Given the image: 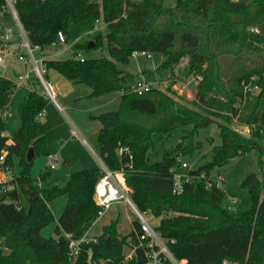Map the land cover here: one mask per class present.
<instances>
[{
    "label": "trees",
    "instance_id": "16d2710c",
    "mask_svg": "<svg viewBox=\"0 0 264 264\" xmlns=\"http://www.w3.org/2000/svg\"><path fill=\"white\" fill-rule=\"evenodd\" d=\"M2 5L0 0V9ZM15 6L31 46L42 53L58 42L59 33L66 44L86 38L75 44L71 58L44 59V78L49 81V73L55 72L72 84H86L92 89L91 97L121 93L118 110L96 117L102 126L95 150L108 169L124 170L137 209L160 218L156 230L175 257L186 264H223L225 260L264 264V179L254 174L244 179L242 187L249 192L252 207L235 212L222 207L224 188L217 186L213 174L253 151L264 167V0H177L173 7H166L164 0H17ZM100 21L105 33L96 29ZM100 48H107L109 57H80L82 51ZM134 51L163 56L157 72L174 74L187 60L189 75L201 76L195 100L181 104L157 88L142 95L133 93L132 87L144 73L121 71L116 62L129 63ZM234 61L242 67H235ZM252 77L260 90L244 105L243 83ZM40 85L33 74L28 82L31 89L18 104L21 127L9 138L3 135V112L17 88L14 81L0 76V155L6 153L4 167L15 173L5 183L9 189L0 185V264H70L64 233L80 238L100 211L93 198L102 176L100 168L73 173L63 187L41 188L38 179L48 181L50 173L38 179L31 175L36 156L51 154L46 135L38 128L49 103L41 88L35 87ZM238 101L244 105L242 110ZM239 114L252 129L250 136L231 127ZM214 122L220 144L213 147L211 162L189 171L190 181L183 183L182 193L175 194L174 168H179L186 144L174 145L159 162L151 163L149 152L155 149L157 137L190 126L189 139ZM31 147L35 154L29 162ZM120 148L128 151L119 155ZM62 196L67 200L56 236L44 238L41 231L55 219L50 203ZM118 223V218L112 219L101 227V234L96 225L92 228L90 236L97 239L90 244L93 259L119 260L126 253L127 239L136 237L140 224L134 219L126 232H120ZM143 262L139 257L128 264ZM77 264H88L85 253Z\"/></svg>",
    "mask_w": 264,
    "mask_h": 264
},
{
    "label": "rangeland",
    "instance_id": "374dc122",
    "mask_svg": "<svg viewBox=\"0 0 264 264\" xmlns=\"http://www.w3.org/2000/svg\"><path fill=\"white\" fill-rule=\"evenodd\" d=\"M176 2L177 0H164V5L166 7H173L176 5ZM3 21L9 20L3 19V16L0 14V22ZM96 29L103 33L107 31L104 23L101 21L97 23ZM85 39H81L75 43H67L58 45L57 47L48 48L45 50L44 54L40 51H35V55L37 57L43 56L45 57V60L69 59L75 52V44L84 42ZM15 42L20 44L22 39L16 38ZM21 54L28 56L27 50L23 47L11 50L10 54L5 59V67L7 68H0V76L14 81L17 78L16 74L19 75L21 72H24L29 68L30 65L27 64V66H25L24 62L18 60V56ZM81 55L88 59L109 57L107 48H100L89 53L82 51ZM163 59V56L152 53V58L141 56L136 58L132 57L129 63L122 64L116 62V65L119 70L133 75L144 73V78L149 81L160 80L159 87L157 88L158 90L165 92L181 104L189 105L191 101L195 100L196 86L198 81L201 80V76L194 77L189 75L186 64L187 60H183V62L175 69L174 74L171 72L158 73L156 69L161 65ZM232 61L233 60H229L228 63ZM234 64H236L235 67H242L241 62L236 63L234 61ZM49 76L57 83L58 95L56 96V100L62 107H64V111L59 110L52 101H49V105H53L54 109L49 113V122L41 127L42 130H45L44 133L46 134L50 153L52 155H57L59 159L58 166L54 170L49 171L47 169L48 158L46 156L38 155L34 159V164L31 170L32 177L38 178L42 172L50 173L51 175V178L48 181L42 183L44 188H49L55 185L63 187L73 173L90 168H100L99 159L101 158L95 149L96 137L102 125L100 121L96 119V114L104 112L100 110H92V102L98 97H91V95L89 97H81V101H76L77 105L75 104L72 107V105H69L65 98H63V94L67 91V87L63 86L60 81H63L64 83L67 82L71 85L70 82L55 72H50ZM57 78L61 80L59 81ZM31 87H34V85ZM35 87L40 89L39 86ZM75 87L77 92H83V94L91 89L86 84H76ZM257 93L258 92L244 98V101H242L244 102V105L246 104V99L253 100ZM25 94H27V90H16L11 98L10 106L12 107L9 112L12 116L6 119L3 118L6 130L4 133L5 136H9L15 128L14 121L18 115L17 107L18 104L23 101ZM244 105H240L239 101L237 103L240 110L243 109ZM108 109L114 110L110 108L104 110L106 111ZM5 112H3V114ZM240 115L241 114H239V117L236 116L233 118L231 121V127L244 136H250L252 129L240 119ZM235 119H237V123L235 122ZM245 126L249 127L248 133L244 129ZM73 127L78 130L76 136L72 134ZM191 130L192 128L190 126H186L173 131L169 136L159 135L157 137L158 142L155 149L149 152L151 163L159 162L165 150L170 149L181 142L185 143L186 147L180 154L179 161L180 164H186L187 167H180V172L186 174L189 171L196 170L200 166L211 162L212 149L214 146L220 144L218 124L214 122L209 127L199 130L195 135L191 137L189 136L190 138L188 139L187 135L190 134ZM240 131L244 133H241ZM84 139L87 144L83 143ZM258 158V152L253 151L246 156L232 159L224 167L213 171L214 176L216 175V180L218 179L217 176H219L220 180L223 181L225 192L222 201L223 208H231L235 212H244L251 209L252 199L249 192L242 187V182L251 174L256 175L259 180L263 181L264 167L260 165ZM13 160L15 172L19 174L20 168L18 166V161L16 158ZM174 170H177V168H174ZM66 200V196H62L50 203V208L55 219L41 231V235L44 238H52L56 236L55 229L58 226V218L65 207ZM172 215L173 214L170 213V216ZM116 218L119 219V231L124 232L125 230L127 231L133 220L136 219V215L128 204H116L99 221V223L93 224L92 228L94 230V227L97 226V231L101 234L104 232L101 227ZM149 220L154 227L160 223V218L153 217L152 215H149Z\"/></svg>",
    "mask_w": 264,
    "mask_h": 264
},
{
    "label": "built area",
    "instance_id": "2783aa9c",
    "mask_svg": "<svg viewBox=\"0 0 264 264\" xmlns=\"http://www.w3.org/2000/svg\"><path fill=\"white\" fill-rule=\"evenodd\" d=\"M3 5L0 9V14L3 16V19H8L9 21L0 22V68L6 69L5 59L10 54L11 50L15 48L23 47L27 50L28 56L19 55L18 60L24 62L25 64L30 65L26 71L20 73L17 78L14 80L15 86L17 89L24 87L31 80L32 75L34 74L39 82L41 88V94L57 104L56 102V89L49 81H46L44 78L45 68L43 66L44 58L42 56L37 57L35 51H40L41 49L37 46H31L27 33L24 30L22 23L19 19L18 12L16 10L17 0H2ZM139 1V0H132ZM254 31L258 32L257 29ZM16 38H21L22 42L17 44L15 42ZM66 44L65 38L62 33H59V39L57 43H53V47L58 45ZM146 57L152 58V53L146 51H134L131 55L132 57ZM83 58L82 55H80ZM256 77H252L249 82L243 83V97L251 96L256 92H259L260 88L257 84ZM160 80L149 81L144 76H141L139 81L132 87V92L138 95H142L146 92L151 91L153 88H158ZM161 84V83H160ZM58 106V105H57ZM61 110V108L58 106ZM237 123V119H235ZM245 131L249 132V127H244ZM239 131V130H238ZM241 133H244L240 131ZM73 135L77 134V131L73 129ZM125 151H128L127 148H120L118 150L119 155H123ZM6 159V153L0 155V185L3 186L4 190L9 189L10 187L6 186L5 183L12 180L15 176V173L12 169L4 167V162ZM132 160V156H130ZM58 156L50 154L48 156L47 169L54 170L58 166ZM186 168V164H180L179 168ZM179 168L175 170L173 176V192L175 194H180L183 192V183L189 182L190 178L186 174L180 172ZM100 170L102 173L101 178L97 182L94 189V201L97 206L100 208L98 216L93 224L99 222L116 204H128L130 208L136 215V219L140 224V231L136 234V237L129 236L127 239V251L123 257L119 260L115 258H101L93 259V247L91 243H97L95 237L90 236L92 227L80 238H73L71 234L64 233V238L68 241L69 244V261L70 264H77L81 254L85 253L87 255L88 264H128L139 257H143V264H186L185 260H179L175 257L174 253L171 251L169 245L161 238L156 227H154L149 220V214L141 212L137 209L133 203L129 188L126 184L124 178V170L112 171L107 168V166L101 161ZM216 179V175L214 176ZM216 180L217 186L222 187L223 181L220 180V177L217 176ZM39 186L41 187L40 178L38 179ZM232 210L231 208H228ZM174 243V240L171 241ZM223 264H237L229 262L227 260L223 261Z\"/></svg>",
    "mask_w": 264,
    "mask_h": 264
},
{
    "label": "crops",
    "instance_id": "0c3cea01",
    "mask_svg": "<svg viewBox=\"0 0 264 264\" xmlns=\"http://www.w3.org/2000/svg\"><path fill=\"white\" fill-rule=\"evenodd\" d=\"M42 54H44V53H42ZM43 57V56H42ZM43 58H45V57H43ZM25 66H27V64H25ZM157 70V69H156ZM22 73V72H21ZM158 73H160V72H158ZM17 76H18V74H16ZM59 81L61 80V79H59V78H57ZM13 81V80H12ZM49 82L52 84V85H54V87H55V89H56V93H57V95H58V88H57V83L56 82H54V80H52L50 77H49ZM60 82H62V85L63 86H65V87H67V91L63 94V98H65V100H66V102L69 104V105H72V107L76 104V101H81V97H89L90 95H91V93H92V89H90V91H86V92H84V94H83V92H77L76 91V84H72L71 82H70V84L71 85H69V83H64L63 81H60ZM21 90L23 89V90H27V94H25V96H24V98L28 95V91L30 90V87L26 84L24 87H22V88H20ZM20 89H17V90H20ZM88 94V95H87ZM120 96H121V93L120 92H115V93H110V94H108V95H103V96H100V97H98V98H96L95 100H94V102H92V110H100V111H104V112H99V114H96V117L97 116H99L100 114H103V113H106V112H111V111H116V110H118V108H119V104H120ZM24 98H23V100H24ZM56 102H57V104L56 103H54L55 105H56V107L58 108V106L61 108V111H64V107H62L59 103H58V101L56 100ZM50 103H48L47 104V107L45 108V110H44V112L42 113V115L39 117V126H38V128H39V131H41V132H43L44 133V131L45 130H42L41 129V127H42V125H45L47 122H49V113H50V111L51 110H53L54 109V107H53V105H49ZM58 105V106H57ZM77 105V104H76ZM11 107L12 106H10V108L8 109V110H6V112L3 114V118L4 119H6V118H8V117H10V116H12L11 115V113L9 112L10 111V109H11ZM107 108H110V109H114V110H104V109H107ZM59 109V108H58ZM17 110H18V107H17ZM60 110V109H59ZM91 110V111H92ZM47 113V114H46ZM6 114V115H5ZM14 124H15V128H14V130L11 132V134L8 136H6V137H9V138H11L19 129H20V127H21V119H20V114H19V110H18V115H17V118L15 119V121H14ZM41 129V130H40ZM73 129H75L76 131H77V134H78V130L75 128V127H73L72 128V131H73ZM6 131V130H5ZM5 131L3 132V135L5 136ZM45 134V133H44ZM76 134V135H77ZM46 135V134H45ZM75 135V136H76ZM83 143L84 144H87V142H86V140L84 139L83 140ZM95 154V153H94ZM48 158V157H47ZM99 159V158H98ZM99 161L101 162V159H99ZM46 172H42V173H40V175H43V174H45ZM40 177V176H39ZM38 177V178H39ZM37 178V179H38ZM42 183L43 182H41V188H44L43 186H42Z\"/></svg>",
    "mask_w": 264,
    "mask_h": 264
},
{
    "label": "water",
    "instance_id": "95a60500",
    "mask_svg": "<svg viewBox=\"0 0 264 264\" xmlns=\"http://www.w3.org/2000/svg\"><path fill=\"white\" fill-rule=\"evenodd\" d=\"M91 46H93L92 43L89 44V47H91ZM34 154H35V152H34V148H33V147L29 148L28 153H27V160H28L29 162L33 160V158H34Z\"/></svg>",
    "mask_w": 264,
    "mask_h": 264
}]
</instances>
